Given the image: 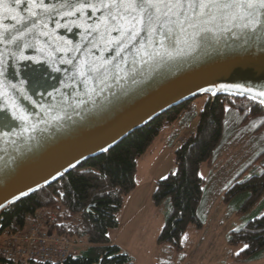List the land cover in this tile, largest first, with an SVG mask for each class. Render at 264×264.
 Returning a JSON list of instances; mask_svg holds the SVG:
<instances>
[{"label":"water","instance_id":"95a60500","mask_svg":"<svg viewBox=\"0 0 264 264\" xmlns=\"http://www.w3.org/2000/svg\"><path fill=\"white\" fill-rule=\"evenodd\" d=\"M63 2L45 0L47 9L29 5L36 16L22 11L24 6L14 0L0 4V107L10 115L15 111L28 116L27 123L13 121L20 128L11 137L0 138V176H7L0 185V202L5 205L0 216L83 162L106 153L102 148L110 151L187 101L207 94L247 98L264 106L260 103L264 97L258 96L264 92V48L244 46L228 31L231 23L217 21L218 42L211 47L198 51L181 44L184 51L175 60L166 55L141 58L143 48L140 53L126 49L121 59L115 44L120 34L100 12L84 9L65 16L69 9L61 7ZM21 17L32 34L17 49L10 36L20 27ZM140 39L143 42V36ZM100 66L107 69L103 75L95 71L79 75ZM40 73L42 87L34 80ZM49 85H56V90ZM222 85L243 87L219 90ZM45 89L51 95L39 94ZM21 192L27 195L20 196Z\"/></svg>","mask_w":264,"mask_h":264},{"label":"trees","instance_id":"16d2710c","mask_svg":"<svg viewBox=\"0 0 264 264\" xmlns=\"http://www.w3.org/2000/svg\"><path fill=\"white\" fill-rule=\"evenodd\" d=\"M195 100L167 111L134 131L110 151L83 162L56 183L6 209L0 216V233L22 231L30 214L41 208L61 206L64 212L53 224L52 230L64 236L86 238L88 246L82 248L77 257L59 264H135L133 258L119 245L111 243V232L119 228V214L127 197L138 186L139 160L150 150L165 125L178 122L173 144L177 141L183 129L197 116ZM232 112L242 114L243 123L262 119L256 130L264 129V106L261 104L247 98L210 95L205 108L198 114L196 133L188 136L175 150L176 170L156 183L153 194L155 205L160 206L168 198L172 201L158 243L170 244L177 251L181 257L178 264L188 257L182 243L187 231L191 227L199 231L205 227V222L198 215L206 182L201 175V168L203 164L212 162L223 139L227 117ZM87 170L100 172L108 178V183L84 178L82 173ZM247 172L243 181L236 180L231 184L224 197V202L230 203L242 192L250 193L239 213L248 212L264 197V151L248 167ZM98 184L111 194L98 197ZM60 192L64 195L60 196ZM97 204L99 211L96 210ZM90 205H93L91 212H87ZM77 215L82 217V222L74 220ZM241 243L250 245L239 255L243 260L249 261L264 250V214L229 234L231 246Z\"/></svg>","mask_w":264,"mask_h":264},{"label":"rangeland","instance_id":"374dc122","mask_svg":"<svg viewBox=\"0 0 264 264\" xmlns=\"http://www.w3.org/2000/svg\"><path fill=\"white\" fill-rule=\"evenodd\" d=\"M209 98L210 95L205 94L195 100L194 109L197 116L190 121L188 127L183 129L181 135L184 137H181L177 145H181L187 136L196 133L198 114L205 108ZM243 121V115L238 112L236 114L232 112L227 117L223 139L212 162L203 164L201 168V175L206 182L203 186L204 194L198 207V215L205 222V227L200 231L196 227H191L187 231L182 243L188 259L183 264H264V250L247 261L235 255L244 243L236 246L229 244V234L233 230L264 214V197L248 212L239 213L241 206L249 197V192H242L230 203L224 202L231 184L236 180L243 181L248 174V167L264 151V129L256 130L261 125L262 119L245 123ZM172 127L178 128V122L165 125L160 136L153 143L154 145L157 142L155 146L157 151L154 150L153 157L161 160L167 155L158 178L168 176L171 170L175 171L177 167L174 152L168 147L164 152L161 150L165 147L161 141ZM140 175H146L145 167H142ZM171 207L170 198L157 206L152 196V201L147 200L146 203H142L140 214L134 215L132 208L127 212L123 226L119 230L112 231L111 237L115 236V240L122 245V250L134 258L135 264H154L158 260L165 264L179 263L181 257L170 244L158 243V236L166 223Z\"/></svg>","mask_w":264,"mask_h":264},{"label":"snow or ice","instance_id":"6c2138e0","mask_svg":"<svg viewBox=\"0 0 264 264\" xmlns=\"http://www.w3.org/2000/svg\"><path fill=\"white\" fill-rule=\"evenodd\" d=\"M3 2L4 0H0V4ZM14 2L24 6L22 11L31 12L29 5L48 8L45 0H14ZM61 7L69 9L64 14L69 17L77 15L84 9L100 12L106 23L112 26V30L120 34V39L115 42L116 55H121L126 49L132 51L133 48L140 53L143 48L145 50L141 54V58L147 56L153 59L156 57L162 59L166 55L170 60H175L180 52L184 51L180 48L181 44L189 49L195 47L199 51L217 43L215 32L217 21H227L233 25V28L239 27L241 29L239 33L233 31V28L228 31L236 39L242 40L244 46L264 48V0H64ZM31 15L36 16L37 13L31 12ZM63 18L61 17V19ZM12 19L17 18L14 16ZM19 23L20 27L13 29V34L10 36V40L15 43L17 49L23 48L26 36L32 34L31 27L22 17ZM209 25L212 26L209 27ZM141 36H143V42L140 39ZM149 47L154 51H148ZM0 57H2V53H0ZM121 59H123L122 55ZM93 71L103 75L107 69L103 66L89 68L88 72H81L79 75L81 77L89 76ZM71 79L75 80L76 75H73ZM34 80L38 87L43 86L40 84V81L44 80L42 73L35 75ZM61 83L63 82L61 81ZM49 86L56 90V85ZM231 87L239 89L243 86L222 85L219 90ZM246 91L251 90L246 89ZM39 94L51 95V93H47L46 89L45 92ZM258 96L264 97V92L258 93ZM260 103H264V100H261ZM15 120L27 123L28 116L26 113L18 114L15 111L10 115L7 109L0 107V138L11 137L16 129L20 128V125L13 122ZM27 130L21 129V131ZM12 142L15 143V141ZM101 150L108 151L107 148ZM70 167H74V165H70ZM82 176L108 183V178L95 170H87L82 173ZM6 180V175L0 176V185L4 184ZM97 187L100 188L97 193L98 197L103 198L107 194H111L100 184ZM29 191L34 190L29 189ZM25 195L27 193H20V196ZM59 195L63 196L64 193L60 192ZM13 199H19V197L14 196ZM4 206V203L0 202V208ZM96 210H100L98 204ZM102 235L109 234L102 233ZM249 247V244H244L235 255L239 256Z\"/></svg>","mask_w":264,"mask_h":264},{"label":"built area","instance_id":"2783aa9c","mask_svg":"<svg viewBox=\"0 0 264 264\" xmlns=\"http://www.w3.org/2000/svg\"><path fill=\"white\" fill-rule=\"evenodd\" d=\"M64 212L61 206L45 207L30 214L22 231L0 233V264H59L80 255L86 238L55 233L53 224ZM74 220L82 222L80 215Z\"/></svg>","mask_w":264,"mask_h":264},{"label":"crops","instance_id":"0c3cea01","mask_svg":"<svg viewBox=\"0 0 264 264\" xmlns=\"http://www.w3.org/2000/svg\"><path fill=\"white\" fill-rule=\"evenodd\" d=\"M177 130L178 129L176 127H172V129H170L164 135V138L162 139L161 144H164L165 147H163L161 149L162 152H164L166 150V148L168 147L175 154L176 148L178 146H180V145H177V142L180 141L181 137H184V136L180 135L179 138L177 139V141L173 144L174 135L176 132H178ZM156 144H157V142L153 145V147L148 152V154L139 160L138 173H137L138 186L126 199L123 210L119 214L120 225H119V228H117V230H119L123 226V221H124V218H125L127 212H129L132 208H134L133 214L138 215L141 212L142 203L143 202L146 203L147 200L152 201V196L156 190V183L159 179H162V178H158L159 177L158 175L161 172L163 165L165 164L167 155H165L161 160H157L156 157H153L154 156L153 152L156 149V147H155ZM159 147H162V146H159ZM156 151H157V149H156ZM142 167L146 168V175L145 176L140 175ZM173 171L174 170H171V172H173ZM115 231H116V229H115ZM111 243L119 245L120 247H122V245L115 240V236L113 238L111 237ZM187 259L185 261H183L181 264L185 263L187 261ZM133 260H134V258H133ZM134 262H135V260H134ZM154 264H165V263L158 260Z\"/></svg>","mask_w":264,"mask_h":264}]
</instances>
